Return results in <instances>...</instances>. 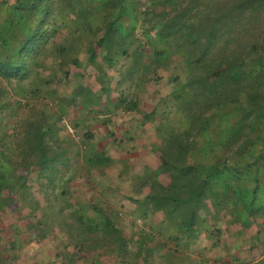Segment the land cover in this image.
<instances>
[{"label": "trees", "instance_id": "trees-1", "mask_svg": "<svg viewBox=\"0 0 264 264\" xmlns=\"http://www.w3.org/2000/svg\"><path fill=\"white\" fill-rule=\"evenodd\" d=\"M92 107L138 131L96 151ZM137 133L147 149L129 164ZM22 209L36 247L60 237V263L100 243L121 264H264V0H0V223ZM220 224L248 233L244 253L229 255ZM9 243L0 264L20 256Z\"/></svg>", "mask_w": 264, "mask_h": 264}, {"label": "crops", "instance_id": "crops-1", "mask_svg": "<svg viewBox=\"0 0 264 264\" xmlns=\"http://www.w3.org/2000/svg\"><path fill=\"white\" fill-rule=\"evenodd\" d=\"M44 60H45V62L47 61V59H44ZM46 71H48V70L45 69L44 72H46ZM65 88H66V85H65ZM59 93H61V95L66 97V95L63 92H59ZM101 95L104 96V97L102 96V98H106L103 93ZM67 96H70V93ZM145 99L146 98L143 99V105L142 106H145ZM101 102H103L102 106L105 105L104 99L101 100ZM106 108H107V106H106ZM101 116H105V118L107 116H109L110 117V122H109V124H107V122L105 124H102L100 122V119H99L98 120L99 123L96 124V127L98 125L100 126L98 128V130H93V129H91L89 127L90 133L92 135L91 138H90L89 144L93 145L95 147L94 149L96 151H98V152L104 151L106 155H107V148L109 147L108 140L110 139V136L108 137L107 135H109L110 132H112L114 134L113 137L121 138L122 137V132L124 130L128 129V128L130 129L131 125H132L131 129L133 130L131 132L138 131L137 130L138 128L137 129L133 128L134 125H138V126L140 125V121L138 120V118H135V120H132V121H127L128 119L126 118V116L123 113V111H121V116L120 117H116L114 114L109 115V114H107V112L102 114ZM68 131L70 132V131H72V129L69 127ZM147 131H148L147 133L150 132L149 129H147ZM127 135L129 136L131 134L127 133ZM133 138H134L133 141L127 142V145H126L127 148L130 147V149H131V146H132L133 150L131 149L130 152L126 154V156L124 155L126 157L127 163H129V164H133L134 162H136L137 161V157H139V155L142 154V152L147 149L148 140L145 137V134L143 135L141 133H137ZM111 156L115 157L116 156V152L111 153ZM30 184H33V182H31ZM69 185L75 186L76 185V181L74 180V181L70 182ZM105 190H107V186L105 187ZM72 198H73V196H72ZM156 215L159 217L158 218V222L156 224L158 226V223L160 221V215L159 214H156ZM222 218L223 217H219L218 221H220V219L222 220ZM223 224H220V225H222L221 226L222 227L221 228V231H222V242H223V244L226 243V245L228 246L227 251H228L229 255L236 256V254L238 255L240 252L244 253V251H241V249L239 248L238 242L240 241L239 239H240L241 236H245L248 233L247 232H242V230L239 227H237V225H235V226H233V225L227 226L228 229H225V226ZM44 239H46L47 242L50 244V249L49 250H45L43 252L45 254L44 260L48 261V262H46V264H70L69 262H65V261H63V263H60V262H57L58 259H55V256H54L55 252H58V253L61 252V254H62L63 251H64L63 247H61L60 237L56 236L53 233H50V234H47ZM197 241L200 244L204 243L203 239H198ZM22 242H23V244H22L20 250L25 246V241L22 240ZM221 246H223V245H221ZM98 248H100V246H98ZM133 249L134 248H130L129 247V251L130 252H132ZM216 251L221 253V251L218 248H216ZM37 252L33 253V256L32 255L30 256V257H33V260L36 258L37 254H38ZM75 252L78 254L77 255L78 257H76V259L74 261H72L71 264H74V262H76L77 259H79V260L82 259L81 261H83L84 259L87 260L86 262H84V264H93V262L91 263V261L93 260V254L91 253V251L83 252L82 256H80V253H78L77 251H75ZM223 252H224V250H223ZM19 253H20V251H19ZM24 254H26V250H25ZM89 254H91V255H89ZM113 256L114 255L111 256L110 253H107V262L103 261L102 256L98 257L97 264H105V263H107V264H121L120 262H118V258L116 259ZM154 259L157 262L159 261V258L155 257V255H154ZM33 260H29L30 262H28V263L25 262V263L26 264H41L40 261L39 262H35L36 260H34V262H32ZM18 261H19V258H18V260L15 263L11 262L9 264H20ZM93 261L96 263L95 260H93ZM25 263H23V264H25ZM136 264H143V263L139 259V260H137Z\"/></svg>", "mask_w": 264, "mask_h": 264}, {"label": "rangeland", "instance_id": "rangeland-1", "mask_svg": "<svg viewBox=\"0 0 264 264\" xmlns=\"http://www.w3.org/2000/svg\"><path fill=\"white\" fill-rule=\"evenodd\" d=\"M123 22H124V25L125 26L128 24L127 23V20H123ZM247 22H253V23H255L254 20L250 18L248 21H244V22L243 21H239V22H235L236 24H233L232 25L233 31L236 33V36H239L240 34H242L241 36H243V35H246L247 36L248 35V32H249L248 30L244 34V30H245L244 29V26H248L249 25V24H247ZM135 32H136V36L139 37L140 36V30H139V28L136 29ZM238 40H239V42H238L239 43V46H243V42L245 41V37H238ZM120 61L123 62L124 59H120ZM116 78H117V76L113 77L112 82ZM169 84L170 83L169 82L166 83V81L164 79H160L158 82H155L154 84H152L151 85V89H156L155 97L157 98L158 96H160V95L162 96L163 94H165L166 91H167V87H168ZM56 89H57L56 94L59 93V92H63L66 96L69 95V93L71 92L69 89H66L65 88V85L64 84H59L56 87ZM59 94H61V93H59ZM151 101H152V98L145 99V106H142V107H147L148 108V106H149V104H150ZM102 103L103 102L100 101L99 106H97V107L98 108H102ZM167 103H169V100H167ZM91 109H92L93 112L90 113V114H88L87 116H85L84 121L89 122V126H90L91 129L98 130V128L100 126L98 125L96 127V124L99 123L98 120H99L100 116L102 115V113H99V111L97 112L95 107H92ZM65 110H66L67 114L70 117L76 118L77 121H79V118L83 116V114L79 111V109H76L75 110V108L72 109V107L69 106V107H65ZM115 116L116 117H120L121 116V112L120 111L116 112ZM79 132H80V130L77 131V133H79ZM212 133H213V137L216 138V132L214 131ZM27 182L28 183L33 182V175H30V178L28 179ZM85 208L88 209L87 206H85ZM23 211H24L23 209L22 210H16V213L15 214H9L10 217H9L8 220L3 221L2 223H0V237L3 238V234L6 233V237L1 240L0 246L2 244L4 245L5 243H7L8 246H9L10 245L9 240L10 239H13L15 237H16L17 240H20V239L23 240V239H25V240L30 241V239H28L29 236L27 235V231H29V230H27V223H28V221L25 220L23 218V216L21 217V219H18V217L21 214L24 215V213L26 212V210L24 212ZM16 215H17V219L15 218ZM150 218L151 219L148 220V223L151 221V224H153L154 227H155V225L158 222V218L159 217L157 215H155V216L153 215ZM95 222L98 223L99 221H95ZM166 233L167 232L165 231L164 234H166ZM98 234H99V232H98ZM31 236H33L34 238L36 236L39 237L38 236V233L37 234L35 233V234L31 235ZM32 240L33 239H31V241L29 242L30 243L29 244V247L35 245L33 247V249H32L33 251L32 250H29L28 249V245L25 243V246L21 250H19L20 251V257H19V261L18 262L20 264H23L25 262L26 263L30 262L29 260H33V257H30V256L33 254V252H37L38 251L37 252L38 254H37L36 258L34 259V260H36L35 262H39L40 261L41 264H46V262H48V261L47 260H44L45 254L43 252L45 250H49L50 249V244L47 242L46 239H43L42 244H40L41 246L36 247L37 246L36 243H33ZM97 245L100 246V248H99L100 253H98V254H95L94 253L93 254V260L96 259V258L98 259V257H101L102 256L103 261H106L107 262V249H106L107 246H105L104 244H100V243L97 244ZM10 247H11V249H13L14 246L11 245ZM129 247L130 248H133V245H129L128 246V249H129ZM13 250L14 251H17L16 248H14ZM25 250H26V254H24ZM19 251H17V252L19 253ZM181 252H182L183 255H186L187 254L190 258H193V259H195L196 257H199V256H197V254L194 251L190 252L187 249L186 250H181ZM9 253L11 254L12 252L10 251ZM82 255H83V253L80 256H82ZM89 255H91V254H89ZM154 255H155V257L158 258L157 253H154ZM34 260L32 262H34ZM81 260L77 259V261L74 262V264L75 263L76 264H84V262L87 261L85 259L83 261H81ZM91 263H92V261H91ZM93 264H94V262H93ZM105 264H107V263H105Z\"/></svg>", "mask_w": 264, "mask_h": 264}, {"label": "built area", "instance_id": "built-area-1", "mask_svg": "<svg viewBox=\"0 0 264 264\" xmlns=\"http://www.w3.org/2000/svg\"><path fill=\"white\" fill-rule=\"evenodd\" d=\"M135 221H136L137 223H139V219H136Z\"/></svg>", "mask_w": 264, "mask_h": 264}]
</instances>
